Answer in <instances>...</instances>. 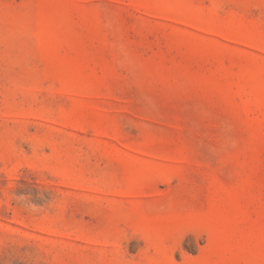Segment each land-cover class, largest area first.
I'll return each instance as SVG.
<instances>
[{"label":"rangeland","instance_id":"1","mask_svg":"<svg viewBox=\"0 0 264 264\" xmlns=\"http://www.w3.org/2000/svg\"><path fill=\"white\" fill-rule=\"evenodd\" d=\"M0 264H264V0H0Z\"/></svg>","mask_w":264,"mask_h":264}]
</instances>
